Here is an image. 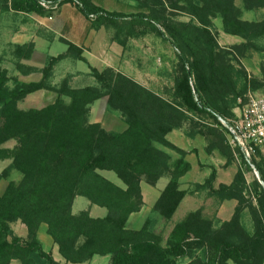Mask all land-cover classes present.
I'll list each match as a JSON object with an SVG mask.
<instances>
[{
	"label": "trees",
	"instance_id": "trees-1",
	"mask_svg": "<svg viewBox=\"0 0 264 264\" xmlns=\"http://www.w3.org/2000/svg\"><path fill=\"white\" fill-rule=\"evenodd\" d=\"M136 1L148 14L106 12L91 0H0V10L14 13L44 14L49 6L69 4L94 28L117 26L119 22L147 25L159 36L166 35L178 50L179 62L170 102L109 68L98 72L89 66L97 87L71 88L67 80L58 88L52 87L48 80L59 62L71 58L87 63L82 50L66 42V52L49 58L38 82L11 80L7 71L0 69V161L11 160L0 178H6L11 169L21 175L17 184L8 183L0 195V264H60L43 250L37 238L41 225L46 226V234L65 264H83L95 256H109L107 264H176L181 258H191L188 264H264V189L255 182L254 205L244 194L240 174L232 184L215 188L213 170L197 186L198 190L207 189L219 202L236 201L228 221L216 224L200 209L191 212L175 224L165 246L161 237L150 231L149 220L139 229L126 226L129 217L143 206L141 183L154 187L169 175L154 204L156 213L166 221L172 219L186 196L179 188V179L190 170L184 160L186 153L166 140L176 122L188 119L180 110L211 118L221 127L218 118L233 117L236 104L230 108L232 101L244 100L248 88L256 91L264 87L242 70L217 62L212 19L220 18L226 34L242 39L244 51L259 49L255 41L264 39V18L258 22L242 20L235 0ZM241 2L249 11L264 9V0ZM167 9L189 15L197 25L166 20ZM33 47L32 43L17 45L14 55L29 60ZM16 68L22 75L37 71L21 64ZM40 91L53 92V103L41 109L18 108L19 102ZM103 98L110 110L123 116V131L109 133L97 123H88L90 105ZM9 141L15 146L2 148ZM217 141L210 147L229 162L232 156L223 145L225 135L217 136ZM156 143L180 155L172 168L169 155ZM250 165L264 183V162L252 160ZM104 171L112 172L123 188L104 178L100 174ZM76 197L106 209V216L91 218L87 211L72 214ZM245 209L253 222L252 233L240 221ZM16 222L25 227V238L13 234L11 225ZM197 251L200 256L194 257Z\"/></svg>",
	"mask_w": 264,
	"mask_h": 264
},
{
	"label": "rangeland",
	"instance_id": "rangeland-1",
	"mask_svg": "<svg viewBox=\"0 0 264 264\" xmlns=\"http://www.w3.org/2000/svg\"><path fill=\"white\" fill-rule=\"evenodd\" d=\"M91 2L106 12L126 16L148 14L147 9L141 8L136 0H91ZM235 5L241 10L242 20L258 22L264 18V9L246 10L241 0H235ZM165 19L197 25L189 15L170 9H167ZM90 24V21L69 4L49 6L44 14L0 10V69L6 70L11 80L15 79L22 83L38 82L41 79L40 70L47 65L49 58L66 52L67 46L63 43L66 42L81 49L87 63L71 58L59 62L53 68L48 80L52 87L58 88L63 80H67L71 88L97 87V83L91 77L89 66L98 72L109 68L162 99L172 101L174 81L179 74L178 50L166 35L161 37L144 24L131 25L127 22H119L117 26L101 25L98 28ZM154 24L158 27L156 23ZM159 30L163 32L161 28ZM211 32L217 45L219 64H229L237 70H242L246 77L264 83V39L255 41L258 50L242 51L240 46L245 42L226 34L218 17L212 19ZM28 43L34 46L29 60H19L14 55L15 47ZM16 64L37 71L22 75L17 70ZM9 87H12V81ZM249 94L264 96V87L256 91L248 88L244 98ZM54 99L53 92L40 91L19 102L18 108L41 109L53 103ZM229 99L231 101L233 97ZM239 100L242 99H236L234 103L232 101L229 107L232 108L235 104L237 106ZM65 102L69 101L65 99ZM180 111L188 119L176 122V127L169 134L173 137L170 140L176 143L174 146L186 153L184 160L190 165V170L179 179V188L186 192V196L172 219L166 221L156 213L154 204L166 186L169 175L162 177L154 187L141 183L143 206L138 213L129 217L126 225L128 229H139L145 220H149L150 231L161 237L163 246L175 224L191 212L200 209L205 217L212 219L216 224L231 218L236 201L219 202L209 196L207 189H197L213 170L216 172L213 184L215 188L219 184L227 186L232 184L240 174L244 179L245 196L252 199L253 204L256 205L253 196L257 180L247 163L238 154H233L226 142L223 145L232 156L229 162L226 161L224 154L214 148L218 143L217 136L224 134L222 128L211 118ZM87 121L90 124H99L109 133H119L126 128L123 116L120 112L107 107L106 98L90 105ZM198 132L207 135L202 136ZM189 133L194 135L193 138L188 137ZM212 144L214 146L210 147ZM14 146L15 142L9 141L2 148L11 150ZM155 146L169 155L171 168L181 158L173 150L157 143ZM10 164L11 160L0 161V175ZM100 174L117 187L123 188L121 181L112 172L104 171ZM20 179L21 175L17 171L9 170L6 178H0V195L3 194L8 183L17 184ZM83 211H87L91 218H103L107 214L106 209L91 205L86 198L76 197L72 205V214L77 215ZM240 221L247 232H253V222L247 209L241 213ZM11 229L14 235L25 238V227L21 223H13ZM38 235L43 250L50 253L55 262L64 264L57 247L53 246L50 237L46 234V226L39 230ZM195 256H200V251H197ZM109 260V256H95L83 264H107ZM190 260L191 258H181L176 260V264H188ZM12 264L19 262L14 261Z\"/></svg>",
	"mask_w": 264,
	"mask_h": 264
},
{
	"label": "built area",
	"instance_id": "built-area-1",
	"mask_svg": "<svg viewBox=\"0 0 264 264\" xmlns=\"http://www.w3.org/2000/svg\"><path fill=\"white\" fill-rule=\"evenodd\" d=\"M219 122L233 154L241 155L248 165L252 160L264 162V96L249 94L239 100L232 118ZM252 172L257 180L256 170Z\"/></svg>",
	"mask_w": 264,
	"mask_h": 264
},
{
	"label": "crops",
	"instance_id": "crops-1",
	"mask_svg": "<svg viewBox=\"0 0 264 264\" xmlns=\"http://www.w3.org/2000/svg\"><path fill=\"white\" fill-rule=\"evenodd\" d=\"M172 136H171V134H169V135H167V137H166V139H167V141H169L170 143H172L173 145H176V143L174 144V142L175 141H172V140H170V138H171ZM173 138V137H172ZM191 140V139H190ZM45 225H41L40 226V228H39V230L42 228V227H44ZM39 230H38V234H39ZM37 234V238H38V240H39V235ZM25 235H26V229H25ZM20 237V236H19ZM26 237V236H25ZM39 242H40V240H39ZM41 243V242H40ZM61 264V263H60ZM65 264V263H64Z\"/></svg>",
	"mask_w": 264,
	"mask_h": 264
},
{
	"label": "water",
	"instance_id": "water-1",
	"mask_svg": "<svg viewBox=\"0 0 264 264\" xmlns=\"http://www.w3.org/2000/svg\"><path fill=\"white\" fill-rule=\"evenodd\" d=\"M219 120H221L220 118H218ZM249 167L251 170H256L252 165L249 164ZM257 172V171H256ZM258 174V173H257ZM258 182L259 184L262 186V188L264 189V183L262 182V180L260 179V177L258 176Z\"/></svg>",
	"mask_w": 264,
	"mask_h": 264
}]
</instances>
